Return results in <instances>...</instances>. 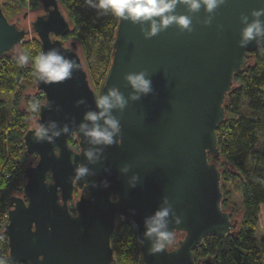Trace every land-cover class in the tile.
I'll use <instances>...</instances> for the list:
<instances>
[{
    "label": "water",
    "instance_id": "95a60500",
    "mask_svg": "<svg viewBox=\"0 0 264 264\" xmlns=\"http://www.w3.org/2000/svg\"><path fill=\"white\" fill-rule=\"evenodd\" d=\"M39 4L43 13L36 12L29 29L11 22L0 7V58L18 57L17 47L32 33L40 53L55 50L78 68L53 84L34 74L33 85L44 96L35 123L49 128L52 139L37 142L32 126L23 135L27 155L36 160L23 169L22 194L9 198L2 225L9 264H116L110 241L119 219L134 225L142 264H194L192 251L203 237L225 236L238 224L221 208V171L208 155L219 153L216 130L225 118L233 75L245 67L249 53L264 47V38L239 46L241 17L251 22L264 0H225L213 13L178 4L175 14L190 17L191 31L171 25L148 39L141 32L147 22L118 18L111 61L97 91L75 43L63 40L70 24L58 0ZM138 72L152 90L131 100L123 77ZM113 86L128 99L122 111H113L121 124L114 138L119 142L92 145L79 125L87 123L86 112L98 111L95 97ZM72 135L76 149L69 145ZM88 150L97 159L90 161ZM78 166L88 168L79 180ZM74 189L86 195L74 198ZM163 207L170 209L167 230L183 235L175 245L151 252L144 221Z\"/></svg>",
    "mask_w": 264,
    "mask_h": 264
},
{
    "label": "trees",
    "instance_id": "16d2710c",
    "mask_svg": "<svg viewBox=\"0 0 264 264\" xmlns=\"http://www.w3.org/2000/svg\"><path fill=\"white\" fill-rule=\"evenodd\" d=\"M25 1L0 0V7L10 19L26 6ZM38 1L34 0L31 8H36ZM58 3L70 24L69 33L63 40L74 39L71 42L76 48L77 44L80 46V58L90 86L97 91L111 61V45L118 17L89 7L86 0H58ZM27 40L17 47L20 54L29 55L27 64L20 65L17 57L0 58V93H14L6 122L2 112L5 100L0 99V264H9L7 243L2 235L9 197L21 195L24 184L21 173L31 159L36 160L27 155L23 145L30 113H37L30 110V104L44 101L43 94L38 92L26 99L27 107H19L22 91L33 84V60L40 54L36 36H33L32 44ZM93 44H96L95 49ZM246 62L245 67L233 75L232 87L225 94V118L216 130L219 153L208 155V160L216 163L221 171L223 210L233 207L228 188L238 183L240 216L235 218L229 212L231 219H238V224L225 236L211 234L203 237L201 243L193 248L194 264H264V242L258 245L254 237L259 208L264 204V47L249 53ZM25 75L28 81L21 83ZM243 103H246L244 112L241 111ZM69 145L76 149V139L70 140ZM78 193L79 190L74 189V196ZM110 245L116 264H142L132 223L118 220Z\"/></svg>",
    "mask_w": 264,
    "mask_h": 264
},
{
    "label": "clouds",
    "instance_id": "9594fccd",
    "mask_svg": "<svg viewBox=\"0 0 264 264\" xmlns=\"http://www.w3.org/2000/svg\"><path fill=\"white\" fill-rule=\"evenodd\" d=\"M225 0H86L89 7L101 13H110L121 20L133 24L143 25L147 22V30L141 29L145 39L157 35L171 25H176L181 31H191V19L187 15L175 14L178 4L184 5L189 11H199L202 7L207 13H213ZM251 15L255 18L248 22V17H241V23L245 26L240 31L239 46L244 47L249 42L259 41L264 38V21L259 19L264 16V8L254 10ZM205 25L211 23V18L206 20ZM20 65L27 64L29 55L21 53L17 57ZM34 74L37 81L45 84L60 83L70 79L74 69L78 65L72 60L66 59L55 50L42 52L33 60ZM123 79L131 89L128 99L136 100L141 94L151 92V81L145 78L144 72L128 73ZM128 99L113 86L108 88L103 94L95 97V107L98 111H88L84 114L83 120L87 123L79 125L80 132L88 138L92 145L110 146L114 138L121 132V124L117 117L113 115L114 110L122 111ZM79 101L78 103H82ZM41 104L31 103L30 110L39 112ZM55 128V124L50 125ZM63 131H67L65 127ZM49 128H45L38 122L32 130L33 137L37 142L41 140H51L48 135ZM59 132H52V136L59 135ZM86 157L92 161L97 159L96 151L88 150ZM125 167L121 171H127ZM88 173V168L78 166L75 169V178L79 180ZM136 177L130 178V184L134 185ZM170 209L160 208L153 215L144 221V236L152 240L150 251L159 252L173 242V234L167 230V220ZM179 221H177L178 223ZM154 238V239H153Z\"/></svg>",
    "mask_w": 264,
    "mask_h": 264
},
{
    "label": "rangeland",
    "instance_id": "374dc122",
    "mask_svg": "<svg viewBox=\"0 0 264 264\" xmlns=\"http://www.w3.org/2000/svg\"><path fill=\"white\" fill-rule=\"evenodd\" d=\"M25 2H26V6L19 13L15 14L14 16H12L10 18V21L16 23L17 25L29 28L30 27L29 26L30 21L32 20V18L36 14V12L41 14V13H43V11H42V8H41L40 4L36 8H31L32 4L34 3V0H26ZM38 3H39V1H38ZM33 36L34 35L31 33L30 37L27 40V41H29L30 44L33 43ZM71 41H75V40L74 39L67 40V43L70 44ZM96 44H93V49L96 48ZM16 50L19 51V48L16 49ZM76 50L80 54V57H81L82 50H81V48H80V46L78 44H77ZM27 78L28 77L25 75L24 77L21 78L20 82L21 83L27 82L28 81ZM36 93H38V92L36 91V89H35L33 84L30 85V86H27L21 93V96H20L21 98L19 100V107L20 108L27 107L26 99L29 98V97L34 96ZM13 97H14V93H0V99L2 98V99L5 100V104H4L3 111H2L3 112V116H4L3 119L5 120V122L7 121V116L9 115V112L11 110ZM245 110H246V103H243L242 106H241V111L244 112ZM36 114H33V113L31 114L30 113V116H29V128H30V126L35 127L36 123H35L34 116ZM0 124H2V122H0ZM75 139H76L75 136L72 135L69 138V141L70 140H75ZM220 185H221V181H220ZM228 189H230V191H231L230 198H231V203H232L233 207L231 208V206H229L226 211L227 212H229V211L232 212L233 216L236 218V217L240 216L239 208H240L241 193H240V190H239V187H238V183L236 182L235 184L231 185ZM79 193H84V191L83 190H79ZM79 193H78V195H79ZM78 195H76L74 198H76ZM232 209H233V211H232ZM182 235H183L182 233L175 234L173 242L170 244V247L175 245L177 243V240L180 239L182 237Z\"/></svg>",
    "mask_w": 264,
    "mask_h": 264
},
{
    "label": "crops",
    "instance_id": "0c3cea01",
    "mask_svg": "<svg viewBox=\"0 0 264 264\" xmlns=\"http://www.w3.org/2000/svg\"><path fill=\"white\" fill-rule=\"evenodd\" d=\"M240 201H241V197H240ZM254 237L258 245L264 242V204H261L259 208L258 221H257Z\"/></svg>",
    "mask_w": 264,
    "mask_h": 264
},
{
    "label": "built area",
    "instance_id": "2783aa9c",
    "mask_svg": "<svg viewBox=\"0 0 264 264\" xmlns=\"http://www.w3.org/2000/svg\"><path fill=\"white\" fill-rule=\"evenodd\" d=\"M29 26H30V24H29ZM27 28H28V27H27ZM29 28H30V27H29ZM29 28H28V29H29ZM29 37H30V35H29ZM29 37H28V38H29ZM21 177L23 178V173H21ZM23 179H24V178H23ZM22 188H23V187H22ZM10 197H11V196H10ZM10 197H9V198H10ZM8 209H9V206H8ZM7 212H8V211H7ZM7 212H6V214H5V217H6V218H7ZM262 253L264 254V248L262 249Z\"/></svg>",
    "mask_w": 264,
    "mask_h": 264
},
{
    "label": "flooded vegetation",
    "instance_id": "af4514ba",
    "mask_svg": "<svg viewBox=\"0 0 264 264\" xmlns=\"http://www.w3.org/2000/svg\"><path fill=\"white\" fill-rule=\"evenodd\" d=\"M32 160V159H31ZM85 194L84 195H86V192H84ZM79 196V195H78Z\"/></svg>",
    "mask_w": 264,
    "mask_h": 264
}]
</instances>
